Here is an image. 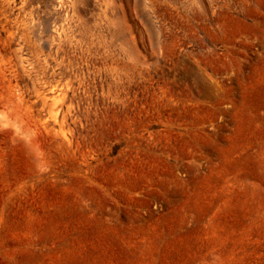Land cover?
Instances as JSON below:
<instances>
[{
    "label": "rangeland",
    "instance_id": "obj_1",
    "mask_svg": "<svg viewBox=\"0 0 264 264\" xmlns=\"http://www.w3.org/2000/svg\"><path fill=\"white\" fill-rule=\"evenodd\" d=\"M0 264H264V0H0Z\"/></svg>",
    "mask_w": 264,
    "mask_h": 264
}]
</instances>
